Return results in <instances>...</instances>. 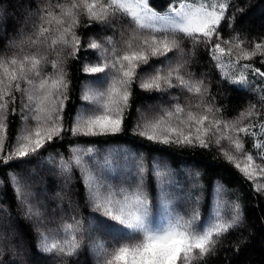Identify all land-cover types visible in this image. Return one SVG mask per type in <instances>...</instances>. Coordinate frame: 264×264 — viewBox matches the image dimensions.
<instances>
[{"label": "snow or ice", "instance_id": "snow-or-ice-1", "mask_svg": "<svg viewBox=\"0 0 264 264\" xmlns=\"http://www.w3.org/2000/svg\"><path fill=\"white\" fill-rule=\"evenodd\" d=\"M158 7L152 0H41L33 14L39 24L27 37L21 32V39L7 42L13 50L10 55H0V168L8 169L9 186L14 187L25 217L34 221L37 247L61 264H70V258L78 255L84 221L70 203L73 215L62 218L59 229L45 228L50 222L45 220L46 210L33 203L32 185L16 169L33 163L41 150L65 135L98 138L122 133L134 87L161 94L179 88L188 96L184 103L173 96L151 118L136 109L133 135L169 146H215L253 182L254 191L264 194V183L258 179L264 178V35L249 41L235 31L236 14L244 10L234 0H171L163 12ZM82 16L89 22L86 27L98 22L112 34L89 37L85 45L77 35ZM225 24L232 30L227 38L222 34ZM188 43L191 48L186 50ZM201 45L220 82L252 92L258 104L249 103L231 120L221 116L223 108L215 103L204 79L186 71L190 56ZM82 49L97 53L94 62L85 59L80 69L96 79L82 84L83 103L65 124L70 87L66 61L79 60ZM256 57L262 67L240 63ZM49 64L52 70L46 72ZM10 116L21 121L11 145ZM249 138L251 151L245 144ZM69 152L68 157L58 154L57 160L50 155L48 160L65 178L64 189L69 191L73 169L79 170L77 183H83L92 217L88 221L92 259L85 264H207L220 239L243 225L240 204L229 199V189L217 182L211 192L206 191L198 171L187 173L191 183L185 187L167 163L153 159L149 166L143 154L136 157L124 148L101 155L95 145L76 144ZM120 153L126 162L131 157L132 165L114 184L108 172L114 171ZM35 175L33 171L29 179ZM148 175L155 178V195L146 185ZM56 195L61 201L66 198L63 190ZM209 202L211 210L205 217L203 205ZM0 213L6 216L7 209L0 207ZM55 215L53 209L51 216ZM9 233L7 222L0 221V264H21V246Z\"/></svg>", "mask_w": 264, "mask_h": 264}, {"label": "trees", "instance_id": "trees-1", "mask_svg": "<svg viewBox=\"0 0 264 264\" xmlns=\"http://www.w3.org/2000/svg\"><path fill=\"white\" fill-rule=\"evenodd\" d=\"M17 2V3H16ZM41 0H0V55H10L13 51L6 47L11 39H21L22 30L25 37L33 32V26L39 24L37 15L38 5ZM171 0H152V3L159 6L157 10H164L168 7ZM17 4V5H15ZM234 4L242 8L243 14H236L235 31L239 32L246 40H252L255 37L264 35V0H234ZM29 14L22 12V8ZM1 9L6 14L1 19ZM229 15L232 11L229 10ZM87 17H81L80 27L77 29L79 35L86 45L89 37L101 39L104 35H111V30L104 28L98 22H92L93 27L88 28ZM222 34L227 38L232 34V30L225 24L222 28ZM119 34H117V37ZM251 47V45H247ZM186 50L191 48V44L185 45ZM64 55H67L65 52ZM79 60L68 58L66 61V70L70 80L69 100L65 110V124L69 118L74 116L76 111L83 103L80 100L81 86L86 81H94L95 77H89L83 74L80 69L82 62L87 59L95 61L97 53L94 50L79 53ZM54 58V56L52 57ZM190 62L186 71L191 72L196 79H204L209 88L210 95L216 98L215 103L223 108L221 116L226 120L235 118L241 109L249 103L258 104V96L252 92H245L237 89L233 85L221 83L214 62L208 57L207 52L201 45L195 50V54L189 58ZM227 61V58H226ZM243 63H252L257 67L260 65V58L256 57L251 61H240ZM50 64L45 71L50 72ZM145 67V71H148ZM102 75V74H100ZM256 86L255 84L253 85ZM173 96H179L181 103H184L188 94L182 92L179 88L169 90V93H147L134 87V97L129 118L125 121L124 131L116 136H106L98 138L72 137L65 135L63 140L56 139L54 143L48 144L39 155L33 158V163L24 164L16 171L32 185L31 191L35 194L33 203H39L41 210H46L45 220L50 221L44 225L45 228L59 229L62 218L68 219L73 215L69 207L71 203L73 208H77L76 215L84 221V231L79 234L82 247L78 255L70 258V264H85L86 260H91V252L88 248L90 243L88 221L91 217V210L86 205V190L83 183H77L79 180V170L73 169V178L69 185L70 191L64 189V177L60 175L53 163L48 160L51 155L59 159L58 154L65 157L70 156L69 148L76 144L84 146L95 145L100 149L103 155L111 149L124 148L129 154L138 157L143 154L145 161L151 165L153 159L167 163L169 167L176 171V179L184 184L185 187L191 183L187 178L189 171H198L201 174V182L206 186V191L211 192L213 186L220 182L229 189V199L236 200L241 207V213L244 217L243 225L240 228L232 230L220 239L215 251L207 258V264H264V194L254 191L252 181L237 170L234 165L227 162L219 153V150L213 146L211 149L180 147L177 145H162L147 140L144 137L132 134V126L137 119L136 109H141L150 118L159 112L158 106H167ZM21 126L19 116L9 117L7 129V143H14L17 132ZM246 149H253L251 138L245 141ZM117 165L114 171L110 170L108 176L114 184H119L120 179L126 174L127 168L132 165L131 157L125 161L124 153L116 157ZM259 162V161H257ZM35 171L36 175L29 179V175ZM8 169L0 168V207L7 209V215L0 213V221H6L10 230L16 232L15 239L23 243L21 246L23 260L31 261L36 264H61L55 256H48L37 247L38 239L36 237L34 221L29 220L24 215L19 201L15 197L14 187L9 186L6 173ZM264 183V178H258ZM146 185L149 186V192L155 195L158 189L155 188V178L151 175L146 177ZM44 190V194H41ZM66 194V198L61 201L57 193ZM41 199V200H39ZM183 207V206H181ZM55 209V217L51 216ZM211 210L210 202L203 205V214L206 217ZM9 234H12L11 231ZM107 239L106 237H102ZM54 239H62V236L54 235ZM9 259H13L11 254Z\"/></svg>", "mask_w": 264, "mask_h": 264}, {"label": "rangeland", "instance_id": "rangeland-1", "mask_svg": "<svg viewBox=\"0 0 264 264\" xmlns=\"http://www.w3.org/2000/svg\"><path fill=\"white\" fill-rule=\"evenodd\" d=\"M17 3V2H16ZM15 5H17V4H15ZM27 8H26V6H25V8L23 9L22 8V12H24L25 14H29V12L26 10ZM165 10V9H164ZM164 10H162L161 12H163ZM1 19L3 18L4 19V17H6V14L5 13H3V11H2V9H1ZM22 32V30L19 32V33H21ZM30 172H32L33 170L31 169V170H29ZM41 194H44V190H42V192H41ZM39 200H41V199H39ZM11 231V233H14L15 234V236H16V232H14V231H12V230H10ZM19 245L20 246H22L23 245V243H21V242H19ZM12 258H14V257H12ZM26 264H36V263H34V262H31V261H26Z\"/></svg>", "mask_w": 264, "mask_h": 264}]
</instances>
